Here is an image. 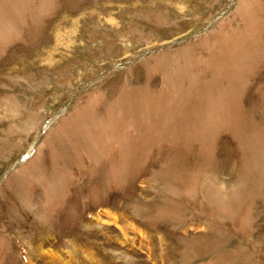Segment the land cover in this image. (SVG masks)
I'll use <instances>...</instances> for the list:
<instances>
[{
    "label": "rangeland",
    "instance_id": "rangeland-1",
    "mask_svg": "<svg viewBox=\"0 0 264 264\" xmlns=\"http://www.w3.org/2000/svg\"><path fill=\"white\" fill-rule=\"evenodd\" d=\"M0 264H264V0H0Z\"/></svg>",
    "mask_w": 264,
    "mask_h": 264
},
{
    "label": "water",
    "instance_id": "water-1",
    "mask_svg": "<svg viewBox=\"0 0 264 264\" xmlns=\"http://www.w3.org/2000/svg\"><path fill=\"white\" fill-rule=\"evenodd\" d=\"M26 157H27V155H24V156L22 157V160H24Z\"/></svg>",
    "mask_w": 264,
    "mask_h": 264
}]
</instances>
